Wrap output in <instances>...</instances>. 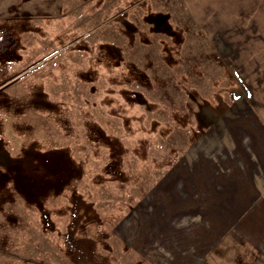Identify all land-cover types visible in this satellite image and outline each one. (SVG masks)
<instances>
[{
    "label": "rangeland",
    "instance_id": "obj_1",
    "mask_svg": "<svg viewBox=\"0 0 264 264\" xmlns=\"http://www.w3.org/2000/svg\"><path fill=\"white\" fill-rule=\"evenodd\" d=\"M215 6L0 0V264H264V59Z\"/></svg>",
    "mask_w": 264,
    "mask_h": 264
},
{
    "label": "crops",
    "instance_id": "obj_2",
    "mask_svg": "<svg viewBox=\"0 0 264 264\" xmlns=\"http://www.w3.org/2000/svg\"><path fill=\"white\" fill-rule=\"evenodd\" d=\"M215 3L217 5L215 6L216 9L213 7H211L210 9L213 12H217V16L213 15L212 18L216 17L217 19L216 22L222 23L224 27L230 28L228 30H230L233 34V37L227 41L228 43L227 51H231V53L233 52L234 54H231L229 56L227 55L226 57L258 59V64H257V69H258L260 64L262 66L263 64L262 60L264 59V0H221V1L215 0ZM256 110L257 113L255 112L256 114H252V115L256 117L258 121L264 125V101L258 100V103L256 104ZM262 129L264 131L263 126ZM258 144H259V149L257 150L254 146H252L248 142L245 149L242 148L241 154L247 157L248 154L258 156L256 168L258 170L259 168L264 170V141L260 140ZM239 154L240 153L237 150V156H239ZM254 170L255 169L249 171L254 173ZM245 172L247 173L248 170H246ZM259 179L262 180L264 179V172L261 173ZM262 183H260V185ZM220 186H224V185H220ZM205 187H207L208 190L211 192V193L207 192L209 197L208 196L206 197L212 199L215 196V191H213L212 183H206ZM225 193H226L225 190H223L220 193L221 198L224 199L226 197ZM181 200L184 201L183 198ZM232 230L234 229L227 227V229L226 230L224 229V231L220 235H218L217 238L220 241H223V236H227L232 232ZM215 240L213 239V242H210V244H209L210 241L209 239H206V243L201 241L203 245L210 248L208 253L211 252L212 249L215 250L220 247L219 250H222L225 248V246H222L224 244L223 243L224 241L221 244H219ZM244 243L245 245L241 247L231 245L229 247V250L242 249L243 252L244 251L247 252L249 250V246L247 245L246 241ZM205 250L201 253V255L198 256L199 257L198 262H200L202 258L206 256L205 254L207 252L203 254ZM199 251H201V248ZM224 253H226V251H224ZM198 262L196 264H198Z\"/></svg>",
    "mask_w": 264,
    "mask_h": 264
},
{
    "label": "trees",
    "instance_id": "obj_3",
    "mask_svg": "<svg viewBox=\"0 0 264 264\" xmlns=\"http://www.w3.org/2000/svg\"><path fill=\"white\" fill-rule=\"evenodd\" d=\"M17 42L18 38L13 30L9 28H0V56L7 52L8 49L16 46Z\"/></svg>",
    "mask_w": 264,
    "mask_h": 264
}]
</instances>
